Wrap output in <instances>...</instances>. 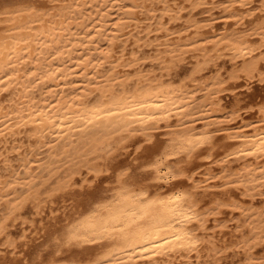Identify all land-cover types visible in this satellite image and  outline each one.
Instances as JSON below:
<instances>
[{
  "label": "bare ground",
  "instance_id": "1",
  "mask_svg": "<svg viewBox=\"0 0 264 264\" xmlns=\"http://www.w3.org/2000/svg\"><path fill=\"white\" fill-rule=\"evenodd\" d=\"M16 1L0 0V144L22 153L23 175L16 169L0 176V240L6 236L5 244L25 255L33 242L36 254L32 261L14 257V264H201L203 251L216 255L227 247L217 244L226 226L219 218L235 212L250 232L240 244L250 251L264 245V103L259 121L246 122L242 110L256 107H243L239 98L228 107L223 96L241 78L248 90L254 78L264 83V0L243 31L218 29L215 17L203 21L194 13L183 23L184 7L174 0H46L44 7ZM185 1H223L226 22L240 26L242 9L257 2ZM157 3L162 14L146 26V45L129 30L143 14L154 15ZM171 22L183 27L173 30ZM145 46L154 50L149 57L140 55ZM226 57L242 61L229 79L219 68ZM147 58L159 72L145 69L140 61ZM188 58L192 66L175 80ZM27 131V146L16 138L6 145ZM44 148L48 175L61 174L50 194L62 203L74 197L84 170L96 179L115 171V179L11 238L24 207L41 208L49 180L37 181L35 164H42ZM131 148V167L121 165ZM258 196L263 204L253 206ZM246 261L258 264L254 251Z\"/></svg>",
  "mask_w": 264,
  "mask_h": 264
},
{
  "label": "rangeland",
  "instance_id": "2",
  "mask_svg": "<svg viewBox=\"0 0 264 264\" xmlns=\"http://www.w3.org/2000/svg\"><path fill=\"white\" fill-rule=\"evenodd\" d=\"M8 1L13 2V4L15 3L14 2L15 0H7L6 3H9ZM19 1L21 2L22 0H19ZM24 1L27 2L28 0H23V2ZM31 1H36L37 4H39L41 6L43 5V7L45 5L44 3L46 2V0H31ZM171 1L173 2V0H171ZM174 1H176L178 3L180 2V5L182 7H184V9H183L184 19L182 20L183 23L187 20H190V16L193 15V13H194L195 19H199V20H203V21H205V19H208L210 17H215L216 18L215 25H216V27L217 26L219 27V28L217 27L218 29H223L224 27H227L229 30H232L234 28H239L238 30H242V31L248 30L249 28H251L252 23H254L253 20L256 19L257 17H259V15L262 13L261 9L263 8L261 6V3L257 0V2L253 3L250 7L242 9V11H243L242 13L246 15V19H245L246 22L244 25L240 26V25H236L234 20H233V22H232V20H230V21L227 20V22H226L225 17H223L224 9H223V6L221 5V2H223V1H218L215 4H213L211 2L208 5H199L196 7H193L191 4H189L185 0H174ZM38 2H40V3H38ZM0 4H1V2H0ZM10 5H12V3ZM45 6H47V5H45ZM206 6L207 7L209 6V8H212V9L210 11H206V9H207ZM203 7L204 8L206 7L205 11H204ZM155 8H156V10L154 12V15L150 16V15L143 14L142 17H144V18L140 19V21H141L140 26L137 27L136 29L133 28V29L129 30L130 37L135 38L137 35H141L143 37V40H142L143 43H145L146 45L151 43V40L148 39V36L144 37V34L148 31V30H146V26L151 24V23L155 24L157 22V20L159 19V16L162 14L160 4L157 3L155 5ZM221 10H223V11H221ZM250 13H252L253 15ZM224 20H225V22H223ZM228 22L230 23V25L228 24V26H227L226 24ZM232 23H233V25H232ZM169 27L172 28L173 30H176V29L183 27V25L180 22H177V23L171 22ZM155 34L156 33H153L151 35L155 36ZM129 48H130V46H129ZM153 53H154V50L150 49L149 46H145L142 49V51L140 52V55H141V57H145V56L149 57ZM191 60H192V58H188L187 61L184 62V64L181 66V67H183V69H181V67H180L181 70L179 69L176 72H174L175 74L173 77H174V79L176 77L175 80L178 81V80H180V78H182L185 75V73L188 71V69L192 66ZM228 60H229L228 57L224 58V60L222 62H220L221 66H219L222 73L225 74L224 77L226 79H229V73L234 68H239L242 65V61H240V60H238L239 62L237 61V64H235V61H231V60L228 61ZM140 62L144 63L145 69H147V70H156V69L158 70V68H159V66L156 63H154L150 58H147L145 60L142 59ZM187 62H189V63H187ZM159 71L160 70H158V72ZM215 71H216V69L213 72H210L209 74L211 75ZM177 77H179V78H177ZM253 80H254V82L250 84L251 90L247 89L245 78H241V79L236 81V84H238L237 85L238 87L237 88L235 87L236 89L233 88V89L225 91L223 93V96H225V94H226L225 102H226L228 107H231L233 104H235L238 98L241 99V105H243V107H246V105H247V107H250V106L256 107V108H254V110H251L248 112L245 109H243L242 110L243 111V113H242L243 118L242 119L245 120L246 122L257 123L259 121V119L261 118V114L256 113L258 111L257 107H258V105L264 103V83H262V84L258 83L257 78H254ZM231 83H233L232 80H229V84H231ZM10 98H11V94L6 93L4 99L7 101ZM244 112H245V114H244ZM238 120L239 121H236L235 123L232 124V127H237V126L241 125L242 120L241 119H238ZM161 131H163V130H161ZM28 135L29 134L27 131V132H23L17 136H13V137L11 136L6 145L8 147H10L14 143V141H15L14 139L16 138V139H18L17 142H22L25 146H27L29 143ZM160 138H164V137L160 136ZM4 147H5L4 144H0V154L5 153V156H2L0 159V176H8L13 170L19 169L20 159L22 156L21 152L19 153V151H14L12 149L6 151L4 149ZM131 149L132 150L129 151L128 155L124 154L121 156V158H120L121 165H126L129 163V166L131 167L132 160L135 157L134 148H131ZM39 157L41 158L42 164L41 165L35 164L36 165L35 172H36V175H38L37 181H40L43 178H47V180H49L47 182V184L44 186V188H42V194H41L42 205H41L40 209L32 203L27 204L28 207H27V205L25 206L26 208L24 207V210H22L23 213L21 212L22 214H20L18 219L15 221L14 225H12L9 229V233H10L9 235L11 238H14V239L19 238L24 231L30 230V228H31L30 224L32 223L31 221L36 220L37 222H39L41 220L42 221L44 220V222H47L48 219L50 220L51 216H53V213H52L53 211H55V213H57V214H60L68 206V204H72L74 202V197H76L75 201L78 200V198L85 200V198L87 197V193L90 190L94 191L95 189H97L99 187L106 186L111 181H113L115 179V175H116L115 171H113V173L111 175H109L108 173L103 174L102 175L103 177L101 176L100 178L96 179V177L93 173H89L87 170H84L83 172H85V173L84 174L82 173L80 176H77L78 181L74 184L73 190H71L72 192L70 191L71 193L75 192L74 197L68 196V198H67L68 200H66V202L62 203L61 200L59 199L60 197L55 198V197L51 196V194H50V189L53 188L54 186H56L57 183L61 180L60 179L61 174L56 173V174L48 175V170L45 167L48 165V163H49L48 161H49V159H51V157H50L49 152L46 150V148L42 149V153L40 154ZM6 158H8L9 162L5 161ZM19 172L21 173V175H23V169L22 168L19 169ZM128 172L131 173L132 169L129 170ZM215 182H216L215 180H212L210 184L215 185L216 184ZM91 188H93V189H91ZM223 189H224L223 187H220V188H216L215 190H223ZM22 191H23L22 188H19V192H22ZM234 195L236 196V198L242 199V197L239 195V192L234 193ZM248 202L251 203L250 201H248ZM251 204H253V206H261L263 204V200L260 196H258L257 199L255 200V202L251 203ZM56 205H57V207H56ZM69 208H70V206H69ZM4 212H5V208L3 206H0V221L2 220V218L4 216ZM242 221H243V217L241 216V214L239 212L225 213L223 216H221V218H219V222H221V224H225L226 226L223 228L222 233L218 234L217 239H219V240H218L217 244H219L220 246L222 244L224 246L227 245V247H224V249H222V251L216 255L214 253L210 254L207 250L203 251V253H202L203 257L201 258V264H249V262L246 261V258L248 256V254H250V252H253V251H254L257 263L258 264L264 263V245L258 246L253 251H250L247 248H244L240 244L241 241H243L244 239H246L250 236V232H249L248 228H246V226H243ZM210 226H213V223H210ZM42 240L43 239L41 238L39 241H35L37 246L40 244V242H42ZM223 240H226V242L224 243ZM5 241H6V236L1 237V240H0V262L5 261V262H8L10 264H14V259H13L14 257H20V259L21 258L23 259V257H25L27 259V261L28 260L32 261V257H34L36 254V252H35L36 247L35 248L33 247V242L31 243L32 248L30 246V248L27 249L28 251L25 252L26 253V255H25V254L21 253V251L24 248L19 247L17 250H14L13 248L6 245ZM237 242L239 243V245H237ZM29 251H31V252H29ZM22 259H21V261H22Z\"/></svg>",
  "mask_w": 264,
  "mask_h": 264
}]
</instances>
